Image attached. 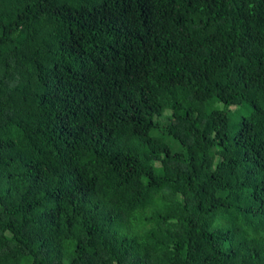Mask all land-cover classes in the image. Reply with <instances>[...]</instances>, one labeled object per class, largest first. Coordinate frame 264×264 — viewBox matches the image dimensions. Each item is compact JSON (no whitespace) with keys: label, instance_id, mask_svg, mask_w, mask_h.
<instances>
[{"label":"trees","instance_id":"obj_1","mask_svg":"<svg viewBox=\"0 0 264 264\" xmlns=\"http://www.w3.org/2000/svg\"><path fill=\"white\" fill-rule=\"evenodd\" d=\"M0 264H264V0H0Z\"/></svg>","mask_w":264,"mask_h":264},{"label":"rangeland","instance_id":"obj_2","mask_svg":"<svg viewBox=\"0 0 264 264\" xmlns=\"http://www.w3.org/2000/svg\"><path fill=\"white\" fill-rule=\"evenodd\" d=\"M216 106L219 107V108H225V105L223 103H217ZM231 109H232V111H231V115L232 116L237 115V114H239L240 116L244 115V114L245 115L248 114V108L247 107L235 106V108H231ZM233 119H235V117H233ZM119 148L120 147H117V149L115 148L113 150H118ZM113 150H111V151H113Z\"/></svg>","mask_w":264,"mask_h":264}]
</instances>
